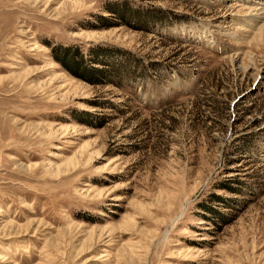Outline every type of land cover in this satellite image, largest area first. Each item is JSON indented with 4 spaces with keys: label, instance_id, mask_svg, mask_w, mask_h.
Masks as SVG:
<instances>
[{
    "label": "rangeland",
    "instance_id": "obj_1",
    "mask_svg": "<svg viewBox=\"0 0 264 264\" xmlns=\"http://www.w3.org/2000/svg\"><path fill=\"white\" fill-rule=\"evenodd\" d=\"M0 264H264V0H0Z\"/></svg>",
    "mask_w": 264,
    "mask_h": 264
},
{
    "label": "trees",
    "instance_id": "obj_2",
    "mask_svg": "<svg viewBox=\"0 0 264 264\" xmlns=\"http://www.w3.org/2000/svg\"><path fill=\"white\" fill-rule=\"evenodd\" d=\"M52 52H55V51H59V55H61L60 57H55V60L58 64L60 65H63V67L70 73H72V71L66 66V64L64 63V60H68V61H72L74 60L76 62V65H78V68L81 70L82 69H85L83 68L85 64V61L83 60V57L78 53V49L74 46H54V48L51 49ZM89 52V56L91 55L92 58H91V61H92V64H97V63H94V61H97V60H94L95 59V55L96 54H99V53H103V50L101 49H90L88 50ZM98 65H101L100 62L98 63ZM87 71H89L90 73H98L100 72L99 69H95V68H91V67H87V69H85ZM75 75V74H74ZM77 77H79L78 75H76ZM121 81H122V78H121ZM88 82L90 83H96V80L95 79H89ZM109 84H112L113 86H117L119 87L120 86V83L118 84L117 82H115L114 80L110 79L108 80ZM245 149L243 146H240V148L235 152V155H241L243 154L242 153V150ZM236 184H239L236 182ZM219 188L218 189H221V190H227V191H230L229 188H227L228 186L226 184H220L218 186ZM211 199L215 200V199H218L216 196H212ZM203 211H209L206 207H203L202 208Z\"/></svg>",
    "mask_w": 264,
    "mask_h": 264
}]
</instances>
